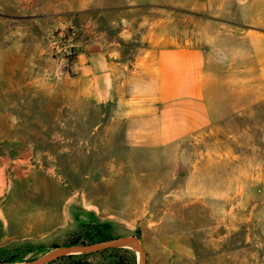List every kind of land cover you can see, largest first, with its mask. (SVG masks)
<instances>
[{"label": "rangeland", "instance_id": "obj_1", "mask_svg": "<svg viewBox=\"0 0 264 264\" xmlns=\"http://www.w3.org/2000/svg\"><path fill=\"white\" fill-rule=\"evenodd\" d=\"M40 13L26 0H0V141L16 134L10 141L27 138L35 152L24 164V151L7 150L17 179L0 205V262L26 264L86 239L91 223L69 214L77 204L113 237L138 235L147 264H264V36L173 12L165 30L206 61L204 98H150L156 82L136 65L145 46L138 35L120 53L130 66L119 72L125 84L100 104L58 84L62 73L51 75L54 86L29 83L46 75V56L57 57L49 37L59 21ZM119 261L141 264L138 248L42 264Z\"/></svg>", "mask_w": 264, "mask_h": 264}, {"label": "crops", "instance_id": "obj_2", "mask_svg": "<svg viewBox=\"0 0 264 264\" xmlns=\"http://www.w3.org/2000/svg\"><path fill=\"white\" fill-rule=\"evenodd\" d=\"M26 8L59 21L61 30L50 35L51 44L64 43L77 50L63 72L60 69L64 60L60 56H46L43 65L46 75L30 77L29 83L42 88L54 86L51 75L62 73L58 84L73 87L75 96L100 104L113 101L118 88L125 84L119 72L129 70L130 66L120 60V53L127 42L138 40V35L145 46L140 48L143 55L136 65L144 67L143 72L156 82L150 98L163 101L204 98L206 61L199 57L197 48L177 44L173 32L165 30L166 23L173 20V12L234 21L251 36H264V0H26ZM115 29L114 36L111 32ZM94 40L104 42L102 52L86 50ZM152 52L156 54L154 61H150ZM17 122L13 119L11 129L16 128ZM166 124L172 131L173 118L166 120ZM15 135L0 141L4 142L0 145V205L17 179L14 177L17 162L13 164L8 148L24 151L20 160L24 164L35 153L33 142L27 138L22 137L25 140L22 145L10 141ZM43 162L42 156L39 163ZM2 211L0 206V218L4 219Z\"/></svg>", "mask_w": 264, "mask_h": 264}, {"label": "water", "instance_id": "obj_3", "mask_svg": "<svg viewBox=\"0 0 264 264\" xmlns=\"http://www.w3.org/2000/svg\"><path fill=\"white\" fill-rule=\"evenodd\" d=\"M104 48H105V45L102 40H94L87 45L86 50L91 53L92 52H102ZM66 64L67 63L64 61L61 66L60 72H63L65 70ZM69 214L73 222L76 225L89 224V223L95 222V213L84 208L81 205H77V204L70 205ZM143 222H144V219H138L136 223L138 226H140ZM126 245H131L133 247L138 248L141 264H147L146 251L139 237L135 235L115 238V239H111L106 242L97 243V244H89V243L74 244L69 247L54 251L52 253L45 254L37 259L29 261L26 264H42L52 259L59 258L60 256L68 255V254H72L76 252H79V253L97 252V251L112 248V247H122ZM0 264H6V263L0 262Z\"/></svg>", "mask_w": 264, "mask_h": 264}, {"label": "built area", "instance_id": "obj_4", "mask_svg": "<svg viewBox=\"0 0 264 264\" xmlns=\"http://www.w3.org/2000/svg\"><path fill=\"white\" fill-rule=\"evenodd\" d=\"M55 48V55L60 56L66 63L72 62L77 54V50L72 45L57 43Z\"/></svg>", "mask_w": 264, "mask_h": 264}, {"label": "flooded vegetation", "instance_id": "obj_5", "mask_svg": "<svg viewBox=\"0 0 264 264\" xmlns=\"http://www.w3.org/2000/svg\"><path fill=\"white\" fill-rule=\"evenodd\" d=\"M92 227L90 229V232L92 235H98V234H102L103 236L105 237H108L109 236V227H108V224L107 223H104V222H99V221H95L93 223L90 224ZM87 231V230H85ZM135 236H138L136 234H133ZM139 237V236H138ZM110 240L111 239H115L116 237H109ZM108 240H104V241H100V240H96L95 242L93 243H89V244H97V243H102V242H106ZM84 242L86 243V241L84 240Z\"/></svg>", "mask_w": 264, "mask_h": 264}, {"label": "trees", "instance_id": "obj_6", "mask_svg": "<svg viewBox=\"0 0 264 264\" xmlns=\"http://www.w3.org/2000/svg\"><path fill=\"white\" fill-rule=\"evenodd\" d=\"M91 225H89V227H88V229H86L87 231H86V233H87V238L86 239H75V240H73L72 242H71V244L72 245H74V244H81V243H85L84 242V240L86 241V243H93V242H95L96 240H100V241H104V240H108V239H110L109 237H113V235H112V233H111V228L109 227V229H110V231H109V236L108 237H105V236H103L102 234H98V235H92L91 234V232H90V229H91ZM122 261H119V264H122L121 263ZM78 264H80V263H78Z\"/></svg>", "mask_w": 264, "mask_h": 264}, {"label": "bare ground", "instance_id": "obj_7", "mask_svg": "<svg viewBox=\"0 0 264 264\" xmlns=\"http://www.w3.org/2000/svg\"><path fill=\"white\" fill-rule=\"evenodd\" d=\"M195 202V201H194ZM190 207V206H189ZM196 211V210H195ZM136 249V247H134Z\"/></svg>", "mask_w": 264, "mask_h": 264}]
</instances>
